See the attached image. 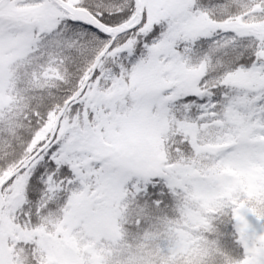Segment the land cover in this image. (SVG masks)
I'll list each match as a JSON object with an SVG mask.
<instances>
[{"label": "snow or ice", "instance_id": "obj_1", "mask_svg": "<svg viewBox=\"0 0 264 264\" xmlns=\"http://www.w3.org/2000/svg\"><path fill=\"white\" fill-rule=\"evenodd\" d=\"M0 264H264V0H0Z\"/></svg>", "mask_w": 264, "mask_h": 264}]
</instances>
